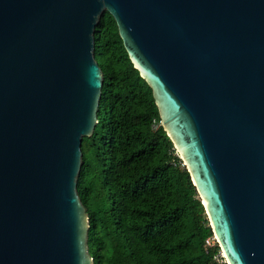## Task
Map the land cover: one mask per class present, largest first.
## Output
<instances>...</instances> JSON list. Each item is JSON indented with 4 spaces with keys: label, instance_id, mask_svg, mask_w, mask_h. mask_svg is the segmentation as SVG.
Returning <instances> with one entry per match:
<instances>
[{
    "label": "water",
    "instance_id": "95a60500",
    "mask_svg": "<svg viewBox=\"0 0 264 264\" xmlns=\"http://www.w3.org/2000/svg\"><path fill=\"white\" fill-rule=\"evenodd\" d=\"M113 20L225 264H264V0H0V264H92L77 192Z\"/></svg>",
    "mask_w": 264,
    "mask_h": 264
},
{
    "label": "trees",
    "instance_id": "16d2710c",
    "mask_svg": "<svg viewBox=\"0 0 264 264\" xmlns=\"http://www.w3.org/2000/svg\"><path fill=\"white\" fill-rule=\"evenodd\" d=\"M93 37L101 95L76 181L92 264H225L204 245L202 206L107 13Z\"/></svg>",
    "mask_w": 264,
    "mask_h": 264
},
{
    "label": "built area",
    "instance_id": "2783aa9c",
    "mask_svg": "<svg viewBox=\"0 0 264 264\" xmlns=\"http://www.w3.org/2000/svg\"><path fill=\"white\" fill-rule=\"evenodd\" d=\"M152 129L154 130V129H156V125L155 126H152ZM204 245H205V247H212L213 245H216V243H215V240H214V238H213V236L211 235V237H208V238H206L205 240H204ZM218 257L220 258V259H222V256H221V254L219 253L218 254ZM222 261H223V259H222Z\"/></svg>",
    "mask_w": 264,
    "mask_h": 264
},
{
    "label": "rangeland",
    "instance_id": "374dc122",
    "mask_svg": "<svg viewBox=\"0 0 264 264\" xmlns=\"http://www.w3.org/2000/svg\"><path fill=\"white\" fill-rule=\"evenodd\" d=\"M221 254V253H220Z\"/></svg>",
    "mask_w": 264,
    "mask_h": 264
}]
</instances>
